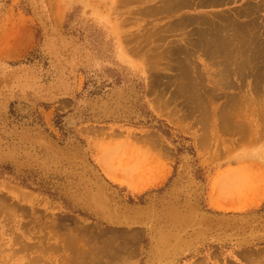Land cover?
Returning a JSON list of instances; mask_svg holds the SVG:
<instances>
[{
	"label": "rangeland",
	"instance_id": "rangeland-1",
	"mask_svg": "<svg viewBox=\"0 0 264 264\" xmlns=\"http://www.w3.org/2000/svg\"><path fill=\"white\" fill-rule=\"evenodd\" d=\"M165 1L0 0V264H264V60L176 29L264 0Z\"/></svg>",
	"mask_w": 264,
	"mask_h": 264
},
{
	"label": "bare ground",
	"instance_id": "bare-ground-1",
	"mask_svg": "<svg viewBox=\"0 0 264 264\" xmlns=\"http://www.w3.org/2000/svg\"><path fill=\"white\" fill-rule=\"evenodd\" d=\"M168 1V0H167ZM165 1V3H166V5L165 6H167V10H174V11H176V10H179V8H182V9H184V8H188V7H193V5L194 4H196L198 7L199 6H201V7H207V8H209V7H215V6H221V5H223V4H229V2L230 1H233V0H200V2L199 3H196V2H194L195 0H176V2H174L173 0H170V1ZM253 1V0H252ZM194 2V3H193ZM249 2V4H251L250 3V1H248ZM260 2V1H259ZM259 2H256L255 4H254V6H252V5H249L248 7H246V8H243L242 10H240V11H234V13H230V15H226V16H222L223 18H220L219 17V19H221V21H223V19H224V22H225V24H226V26H223L222 27V24L220 25L219 23V25L217 24V22L216 21H211V20H209V19H207V18H205V19H203V20H200V17H199V20H196V17L195 18H188V17H186V19L183 17V20H179V22L180 23H178V25L177 26H179V28H176V29H179V30H181V31H186L190 26H194V25H196L197 27H195L194 26V28H193V30L192 31H190V32H193L192 34H193V36H194V38H191L189 41H191V43H190V45L191 46H195V47H197L196 49L198 50L199 49V51L200 50H204L205 51V53L206 54H208V55H210V54H212L211 56H216L217 54H218V56L217 57H222L221 58V62L223 63V61L226 63V62H228V63H226V64H224L223 63V65H222V63H221V65L223 66V68H222V66H221V68L222 69H220L218 72L219 73H221V74H224L225 76H227L228 77V74H232L233 75V70H230L229 69V66H227V64L229 65V64H231L233 61H234V63H236V62H238L239 61V58L241 57H243V56H245V57H243V59L245 60L244 61V63L247 61V62H249L250 60H260L261 59V61L262 60H264V47H263V45H261V44H259V46H258V44H257V41H256V37H258L257 39H259L260 37H259V35H257L256 37H255V35L256 34H259V31L257 32V33H255V32H253V31H255V30H257V28L259 27H256L257 25H259L258 24V21L259 20H257V16H258V14H260V13H263L262 12V9H264V8H262L263 7V5H261ZM192 3V4H191ZM231 3V2H230ZM262 4H264V3H262ZM252 6V7H251ZM163 8H164V6H163ZM189 9V8H188ZM156 10V9H155ZM163 10H166L165 8L163 9ZM174 11H172V12H174ZM165 12V11H164ZM167 12V11H166ZM170 12V11H169ZM168 12V13H169ZM163 13V12H162ZM172 14V13H171ZM177 14V13H176ZM229 14V13H228ZM220 15V14H219ZM204 16V15H203ZM207 16V15H206ZM217 16V18H218V15H216ZM216 16H214V17H216ZM251 16H253L252 18H250ZM242 18V17H246V18H248L249 20L248 21H246V23L245 24H243V25H239V18ZM202 18V17H201ZM197 19H198V17H197ZM178 21V20H177ZM176 23V22H175ZM240 24H241V22H240ZM261 25V24H260ZM172 26V25H171ZM174 26V25H173ZM172 26V27H173ZM176 26V25H175ZM174 26V27H175ZM261 27V26H260ZM261 28H263V27H261ZM172 30V29H171ZM175 30V29H174ZM173 30V31H174ZM191 30V29H190ZM177 31V30H176ZM215 31H217V32H215ZM169 32H172V31H169ZM175 32V31H174ZM253 32V33H252ZM262 34H264V32L262 33ZM192 36V35H191ZM247 36V37H246ZM262 36H264V35H262ZM208 37H210V38H208ZM239 37H241L240 39H239ZM243 38V39H242ZM247 38H248V41H247ZM189 39V38H188ZM194 39V40H193ZM262 39V38H261ZM241 40V42H240V44L243 46L244 45V47L246 46H248L249 44L251 45L250 47H248V48H250V50L252 49V46H253V51H250V52H254L255 54H246V55H244L245 53H243L244 52V47L242 48V46L240 47H237V46H235V48L233 49L232 47H231V42H234V41H240ZM255 41V42H254ZM260 42V41H259ZM263 42V40L261 41V43ZM239 43V42H238ZM186 44V43H185ZM237 44V43H236ZM264 44V43H263ZM189 45V46H190ZM233 46H234V44H233ZM229 48H232L231 50L229 49ZM238 49L239 50V53H242L241 54V56H239L237 53H236V50L235 49ZM241 48V49H240ZM179 49H181V48H179ZM178 49V52H177V50H176V48H175V50H176V52L178 53V54H180V52L182 51V49L181 50H179ZM170 50H172V49H170ZM175 50H174V52H175ZM192 50V49H191ZM247 50V49H246ZM249 50V49H248ZM247 50V51H248ZM193 52H195V51H193ZM249 52V51H248ZM247 52V53H248ZM171 53V52H170ZM202 53H203V51H202ZM169 54V53H168ZM174 54V53H173ZM197 54V53H196ZM174 55H176V54H174ZM200 55H204V53L203 54H200ZM199 55V56H200ZM179 56V55H178ZM205 56V55H204ZM168 57V56H167ZM202 57V56H201ZM206 57H210V56H205L204 58H206ZM192 57H190V59H191ZM199 58V57H198ZM213 58V57H212ZM215 58V57H214ZM213 58V59H214ZM218 58V59H219ZM254 58V59H253ZM211 59V58H210ZM215 59H217V58H215ZM218 59H217V61H218ZM173 60V59H172ZM175 60V59H174ZM181 60V59H180ZM185 60H187V59H185ZM190 61V60H189ZM211 61V60H210ZM217 61H215V63H214V65H216V62ZM220 61V60H219ZM182 62V61H181ZM187 62V61H186ZM214 62V61H213ZM229 62H231V63H229ZM241 63H242V61H240ZM245 63V64H248V63ZM257 62V61H256ZM264 62V61H263ZM178 63H179V61H178ZM250 63H251V61H250ZM262 62H260V64H261ZM183 64H185V63H183ZM213 64V63H212ZM252 64V63H251ZM257 64V63H256ZM259 63H258V65H260ZM187 65H189V64H187ZM232 65V64H231ZM239 65H241L240 63H239ZM250 65V64H249ZM253 65V64H252ZM255 65V64H254ZM254 65H253V67H254ZM257 65V66H258ZM264 65V64H263ZM244 66H246L247 67V65H244ZM239 67V66H238ZM242 67H243V63H242ZM242 67H240V68H242ZM250 67V66H249ZM256 67V66H255ZM262 67V66H261ZM260 67V68H261ZM264 67V66H263ZM189 69V68H188ZM244 69V68H243ZM258 69V68H257ZM236 70V69H235ZM259 70V69H258ZM191 71V70H190ZM210 71V70H209ZM221 71V72H220ZM230 72V73H229ZM236 72V71H235ZM247 72H248V70H247ZM262 72V71H261ZM191 73H192V71H191ZM190 73V74H191ZM218 73V74H219ZM237 73V72H236ZM238 73H240V72H238ZM241 73H242V71H241ZM243 73H244V70H243ZM242 73V74H243ZM259 73H260V70H259ZM245 74V73H244ZM249 74V73H248ZM251 74V73H250ZM256 74L258 75V73L256 72ZM256 74H255V76H256ZM237 75V74H236ZM223 76V75H222ZM225 76H223L224 78H225ZM238 76H239V74H238ZM244 76H246V75H244ZM243 76V77H244ZM259 76H260V74H259ZM191 77H193V76H191ZM195 77V76H194ZM230 77V76H229ZM228 77V78H229ZM256 77H258V76H256ZM196 78L197 77H195V80H196ZM221 78V77H220ZM224 78H223V80H224ZM260 79V78H259ZM259 79H257L258 81H259ZM192 80V79H191ZM257 81V82H258ZM260 83V82H259ZM190 84H192L191 82H190ZM260 85V84H259ZM193 87V86H192ZM191 89V88H190ZM194 88H192V90H193ZM251 154L252 155H254L255 157H257V158H262V157H264V150H258L257 152L255 151V152H251ZM264 159V158H263ZM102 160V159H101ZM108 163L103 159L102 161H101V166H102V168L105 170V172L107 173V175L112 179V180H114V178L111 176V174H110V170H109V167H108V165H107ZM135 187V186H134ZM78 262V261H77ZM80 264H81V262H80Z\"/></svg>",
	"mask_w": 264,
	"mask_h": 264
},
{
	"label": "crops",
	"instance_id": "crops-1",
	"mask_svg": "<svg viewBox=\"0 0 264 264\" xmlns=\"http://www.w3.org/2000/svg\"><path fill=\"white\" fill-rule=\"evenodd\" d=\"M105 160V159H104ZM106 161V160H105ZM107 162V161H106ZM109 177V176H108ZM110 178V177H109Z\"/></svg>",
	"mask_w": 264,
	"mask_h": 264
}]
</instances>
